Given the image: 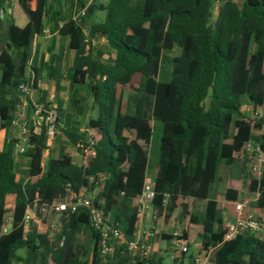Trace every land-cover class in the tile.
<instances>
[{
  "label": "trees",
  "instance_id": "trees-1",
  "mask_svg": "<svg viewBox=\"0 0 264 264\" xmlns=\"http://www.w3.org/2000/svg\"><path fill=\"white\" fill-rule=\"evenodd\" d=\"M16 1L24 25L17 24L10 1L0 0V129L8 131L16 122V108L24 97L21 85H28L37 98L33 103L25 97L29 103L23 121L26 148L17 154L16 140H10L0 150V264H100L101 235L91 228L85 208L63 212L61 226L50 239L34 226L25 233L21 224L27 206L36 199L42 204L64 199L70 192L91 193L97 184L95 205L123 233L111 264H164L161 257L127 249L136 236L138 196L146 181L153 121L160 125L151 203L156 214L180 211L186 219L189 216L183 239L188 225L200 224L202 249L215 248L213 264H264V237L246 233L222 243L221 212L225 207L229 218H234L240 183L229 182L224 204L209 199L223 162L242 161L235 154L251 140L264 151V0H224L216 14L213 0H95L88 6L87 0ZM66 7L76 12L67 14ZM84 8L85 14L77 16ZM98 11L103 13L101 21L95 20ZM47 29L67 42L57 54H52L53 46L40 52L39 39ZM97 39L104 41L113 57L96 54ZM175 49L180 54L169 59ZM66 50L74 54L68 84ZM167 60L171 72L161 80V65ZM134 76L138 81L132 83ZM43 80L45 88L40 87ZM128 84L130 95L123 112L117 89ZM74 85L87 88L97 111L84 131L71 122L61 95ZM245 102L262 110L263 117L255 124L242 112ZM131 104L133 113L128 112ZM37 106L40 112L35 118ZM51 111L56 112L54 128L59 137L80 155L88 146L94 149L86 165H76L64 145L57 157L51 154L47 135ZM248 187L259 191V205L264 207V174ZM9 195L15 196L14 221L11 231L2 234ZM119 199L132 203L124 215L115 212ZM195 200L206 201L203 215L190 212ZM83 230L90 232L92 243L86 259V253L81 256L71 250L74 236ZM153 240L170 242L171 235L158 233Z\"/></svg>",
  "mask_w": 264,
  "mask_h": 264
},
{
  "label": "built area",
  "instance_id": "built-area-1",
  "mask_svg": "<svg viewBox=\"0 0 264 264\" xmlns=\"http://www.w3.org/2000/svg\"><path fill=\"white\" fill-rule=\"evenodd\" d=\"M88 5L94 3L95 0H87ZM224 0H213L214 11L217 12L218 7ZM86 8L79 11L77 16H82L85 14ZM4 11H1V18H4ZM20 91L24 97L28 96L31 89L28 85L23 84L20 86ZM40 112V107L37 106V110L34 113L38 117ZM243 114L255 124L262 119V110L259 106L251 102H245L242 105ZM56 120V112L51 111L48 118L49 127L47 135L52 137L55 134L54 122ZM39 131V128H36ZM95 155V151L91 146L84 149L85 162H87ZM235 156L247 162L249 166V173L254 179L260 181L264 174V151L261 150L260 145L256 141L246 142L243 149L236 153ZM124 193L121 192V196ZM257 196L260 197V193L257 190ZM95 195L86 193L82 191L79 194L70 192L64 199H55L50 203H42L36 199L31 205H28L26 212L22 221V226L24 232L27 233L33 223L42 218H47L50 216L57 215L66 211L75 212L78 208L82 207L88 211L89 222L91 228L98 231L101 235V246H100V264H111V257L114 254L115 245L123 239V233L117 225L109 222L105 218L104 211L98 208L94 202ZM155 197L154 193V181L146 180L141 194L138 196V225L142 223L143 216L149 204L152 203ZM166 198L168 195L165 196ZM166 202V199L164 200ZM248 201H238L234 204L235 206V216L234 218H226L223 223L224 235L222 238V243L230 242L237 239L239 236L246 233H256L262 227V221L252 212L248 211ZM13 208L14 205L6 207L7 214L5 216L3 225L1 227V233L7 234L11 231L13 225ZM137 232V231H136ZM158 234L157 229L150 227L144 232L139 231L135 239L127 243V249L131 252L135 251H146L148 242L153 240ZM219 243L217 246H220ZM170 244L175 250H179L182 253L188 251V243L186 239H183L182 233L179 231H174L171 235ZM215 248H211L205 253L197 254L193 257V264H206L208 260L212 257Z\"/></svg>",
  "mask_w": 264,
  "mask_h": 264
},
{
  "label": "rangeland",
  "instance_id": "rangeland-1",
  "mask_svg": "<svg viewBox=\"0 0 264 264\" xmlns=\"http://www.w3.org/2000/svg\"><path fill=\"white\" fill-rule=\"evenodd\" d=\"M10 4V10L12 12V14L15 16L16 22L19 25H24L26 22L25 16L22 13L20 7L17 4L16 0H9ZM235 1H242V0H235ZM33 6L35 5L34 3L32 4ZM66 12L67 14H74L72 10H70L68 7H66ZM215 13V12H214ZM216 14V13H215ZM103 18V13L98 11L95 14V20L96 21H101ZM55 39V37L52 36L51 33H48V29L46 30V35H44V37L41 38V49L40 52L44 53L46 51V49L50 46L51 44V40ZM95 51L96 54L103 57V58H107V57H112L113 53L112 51L106 46V44L103 41H96L95 42ZM180 49H175L171 54H169V59L172 56H178L180 54ZM53 54L56 53V51L52 52ZM72 56L69 54V52H67L66 58H65V75H66V80L67 82L65 84H68V82L71 79V69H72ZM171 72V64L169 62V60H167V62H163L161 65V69H160V74H159V78L161 80H166L167 78H169ZM138 81V76H134L132 83H135ZM45 83V82H44ZM46 84V83H45ZM130 88H131V84H128L127 86L121 87L119 86L117 89V95L119 97H121V102H122V111L125 112L126 111V107H127V100H128V96L130 95ZM62 98L65 100L66 102V107H67V112L68 114L70 112H74L76 114V117L78 119H80L79 123L76 125L81 131H84L85 127H86V123H87V119L88 117H92V116H96L97 112L96 110L93 108L92 106V98L90 97V95L88 94L87 88L83 85H74L73 87L70 88H66V90H64L62 93ZM33 103H35V100L37 98V94L35 91H31L28 96H27ZM74 100V103H73ZM22 102L24 103V105H17L16 108V112H17V116H16V122H15V126H14V130L12 131H5L1 133V129H0V149L1 148H5L7 142L9 139L12 140H16V150H17V154L20 153L21 151H23L28 143V131L26 130L25 126H24V119H22V115L23 113L21 111L26 110L29 106L28 101L26 100L25 97L22 98ZM151 104L150 99L148 100L147 104H146V108H149ZM23 107V109H22ZM129 110L128 112L133 113L134 112V105L131 104L130 106L128 105ZM22 109V110H21ZM147 110V109H146ZM26 112V111H24ZM78 112V113H77ZM26 117V116H24ZM35 118H37V116L35 115ZM158 123V122H157ZM156 124V121H155ZM234 133V127L231 126L230 127V134ZM57 134L55 133L52 137L49 138V147H50V152L54 151V149H56L57 146ZM60 143L62 145H64L67 149V153H69L72 157L73 162L76 165H86L85 162V157L82 155H78L77 152L74 150L76 149L75 146L71 145L70 143L67 142V140L64 137H60ZM159 140H160V135L157 132V130H154V134H153V142H152V146L150 148V159L151 162L153 163V159L155 157V145L158 144L159 146ZM159 148V147H158ZM149 151V150H148ZM158 153V151H157ZM47 157V153L45 154ZM158 159V157H157ZM239 160H242L240 158H238ZM225 170H231V171H235V174H237V179H231L230 181H238L240 183V197L238 199V201H248V211L252 212L253 214H255L261 221H262V227L260 230H258L255 234L257 237L259 238H263L264 237V207H262L261 205H259V198L257 196V191L253 192L249 190L248 185L250 184L251 180L253 179V176L248 172L249 168L248 165L245 164V166L243 167L242 171L239 170L238 168H233L231 167V165H228L226 163H224L221 166V171L224 172ZM244 172H247L246 175L242 174ZM150 178V177H148ZM101 181H99L100 183ZM213 193H215L214 195H220V191L217 189V183H215L213 185ZM8 199H10V196H8ZM203 203V200H197ZM237 201V202H238ZM195 206L193 208V212H192V208H191V213L192 214H196L197 212H200L201 210V204L199 202H194ZM9 205H11V202L7 201L6 199V207H9ZM152 210V209H151ZM171 213H162L161 215H157L156 217L158 220H162V221H167L168 218H170ZM179 218L182 221V223L184 224L187 219H189V216L186 217L184 216V214L180 213L179 214ZM157 220V221H158ZM173 222V221H172ZM34 229L36 230V232L40 235H44L46 237H48V239L51 238L52 235H54L59 228L57 227H53L50 225H46V227H42L41 229H39L37 224H34ZM174 227H177L176 225H174ZM173 227V228H174ZM143 229V228H142ZM156 229V228H155ZM180 233H182L183 229L181 227H179L178 230ZM91 235L90 232L87 230H83L81 232L76 233V235L74 236V239L71 243V250L72 252H80L81 256H84V254L86 253V256L83 257V259L88 256L89 251L91 249ZM23 251H19V255H23ZM13 264H22L21 262L15 261ZM207 264H213L211 258L208 260Z\"/></svg>",
  "mask_w": 264,
  "mask_h": 264
},
{
  "label": "crops",
  "instance_id": "crops-1",
  "mask_svg": "<svg viewBox=\"0 0 264 264\" xmlns=\"http://www.w3.org/2000/svg\"><path fill=\"white\" fill-rule=\"evenodd\" d=\"M52 36L55 37V39L51 40V44L49 47L53 46L52 52L56 51L55 54H57L59 52L60 45H63V43H64V45L66 47L67 42L61 41L57 34H52ZM99 40L103 41L102 39H97L96 41H99ZM40 42H41V38L39 39V43ZM48 48L46 49V51L48 50ZM40 49H41V43H40ZM67 52H69V54L74 58L73 52H71L69 50L65 51V58H66ZM65 58H64V72H65ZM73 58H72V62H73ZM101 58H103V57H101ZM44 82L46 83L45 80L41 81L40 87L45 88L47 86ZM52 87H53V85H51V89H52ZM19 104L24 105V103L22 101L18 102V105ZM22 109H23V107H22ZM24 111H26V112H24ZM21 112L23 113L22 119H25L24 116H26V114L28 113V108L26 110L23 109V111H21ZM66 113L69 116V118L71 119V122L73 124L77 125L80 122L79 121L80 119H78L76 117V114L74 112H70L68 114L67 107H66ZM96 116L88 117L87 123H88L90 118H95ZM14 126H15V124H14ZM14 126L10 129V131L14 130ZM153 126H154V129H156L160 135V132H159L160 125L157 122L155 124V121H153ZM5 131L6 130H1V133L5 132ZM60 139L61 138L59 136H57L56 149H54V151L51 152V154L54 157L58 156L59 149L62 146V144L60 143ZM10 140H12V139H9L8 142ZM152 142H153V137H152L150 147H149L147 175H146V180H150V181H154V178H155L157 170H158L157 167H158V162H159L157 159V157H158L157 151H158V147H159L158 144H156L154 146L155 147V157L153 159V163L151 162L150 148L152 146ZM0 150H3V148H1ZM74 150L77 152L76 149H74ZM66 152H68L67 149H66ZM16 153H17V150H16ZM77 154L80 155L78 152H77ZM242 161L236 162L234 164H228V165H231V167L238 168L239 170L242 171L245 164L248 165L246 161H244V160H242ZM223 164H224V162L220 165L219 171L217 174V179L211 185L210 190H209V199L215 200V201L222 203V204H224L226 202L225 201V194H226V190L228 188L230 180L231 179H237L236 178L237 174H235L234 170L233 171L225 170L224 172L221 171V166ZM248 168H249V166H248ZM246 174H247V172H244L242 174V176L246 175ZM148 177H150V178H148ZM102 180H103V177L100 178V181H102ZM215 183H217V189L220 191V195H214L215 193L212 194L213 185ZM99 189H100V186H99V184H97L95 186V189L93 190V192H91L89 194L96 195V193ZM9 196H10V199H8V197H7V201L11 202L10 206H12L15 203V196L14 195H9ZM194 202H199L201 204V210H200V212H197L196 214L203 215L204 211H205V207H206V201H203V203H202L200 201L195 200ZM194 202L192 205V212H193V208L195 206ZM131 206H132V203L130 205V203L127 200H125L123 203V201L121 199H119V203L115 207V212L118 215H124L125 211H128ZM179 214H180V211H174L171 214L170 218H168L167 221L158 220L156 217V211L154 210L153 206L151 204H149L146 211H145V214L143 216L142 223H140L141 224L140 227H139L138 223L136 225V231H137L136 236L138 235L139 231L144 232L146 229H148L150 227L156 228L158 233H166V234L172 235V233L174 231L179 230V227H181L182 229L184 228L185 223L184 224L182 223V221L179 218ZM221 215H222L223 222L226 220V218H229L225 207H223ZM34 224H37L39 226L38 227L39 229H41L42 227H46V225H50V226L57 227V228H59L61 226L60 222H59V218H57V215L47 217L46 219L42 218L41 220H38L35 223H33V225ZM174 225H176L177 227H174ZM214 229H216V227ZM202 234H203V228L200 224H190V225H188L187 235H186V240L188 243V245H187L188 251L186 253H182L179 250H175L169 241L168 242H166V241L157 242L156 240H151L148 242V246H147L146 251L144 253L147 257H157V256L161 257L163 259L164 264H193V257L195 255H197L199 253L200 254L205 253L204 249H202L203 248L202 247V241H203Z\"/></svg>",
  "mask_w": 264,
  "mask_h": 264
},
{
  "label": "water",
  "instance_id": "water-1",
  "mask_svg": "<svg viewBox=\"0 0 264 264\" xmlns=\"http://www.w3.org/2000/svg\"><path fill=\"white\" fill-rule=\"evenodd\" d=\"M93 9V6L89 7V10L91 11ZM62 216V213L57 214V218H60Z\"/></svg>",
  "mask_w": 264,
  "mask_h": 264
}]
</instances>
